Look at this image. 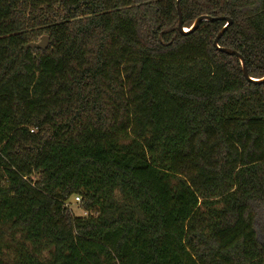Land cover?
<instances>
[{
  "label": "trees",
  "instance_id": "obj_1",
  "mask_svg": "<svg viewBox=\"0 0 264 264\" xmlns=\"http://www.w3.org/2000/svg\"><path fill=\"white\" fill-rule=\"evenodd\" d=\"M177 2L0 0V264H264V0Z\"/></svg>",
  "mask_w": 264,
  "mask_h": 264
},
{
  "label": "water",
  "instance_id": "obj_2",
  "mask_svg": "<svg viewBox=\"0 0 264 264\" xmlns=\"http://www.w3.org/2000/svg\"><path fill=\"white\" fill-rule=\"evenodd\" d=\"M179 3H180V0H178V2H177V10H178V14H179V27L178 28H179V31L180 32L186 33L185 32V29L182 26L183 15H182V10L180 8V4ZM222 19H224V18H222ZM212 20H216V19H212L210 17H200V18H198L195 21V23L193 24V26L191 28V31L196 30L202 22H207V21H212ZM225 20L227 22V25L221 31V33L218 35V37L216 38V40L214 42L215 47L218 48L220 51L228 54V55L236 56L240 60V63L242 65V69H243L244 76L249 81H252V82H255V83H263L264 82V78L261 79V80H259V81H257V80L251 79L249 77L248 70H247V67H246V62H245L244 58L238 52L233 51V50H230V49H224V48H220L219 47L218 44H219V41H220L221 37L227 31V29L229 28V26L232 23V21L229 20V19H225ZM49 42H50L49 37L44 36L39 43L30 44V45L26 46L25 49L28 50L29 48H31V49L46 50L48 48V46H49Z\"/></svg>",
  "mask_w": 264,
  "mask_h": 264
},
{
  "label": "rangeland",
  "instance_id": "obj_3",
  "mask_svg": "<svg viewBox=\"0 0 264 264\" xmlns=\"http://www.w3.org/2000/svg\"><path fill=\"white\" fill-rule=\"evenodd\" d=\"M41 39H39L38 43L41 41ZM69 208L75 216H78V217L84 216V212L80 209V203H75L74 200H71V204L69 205ZM263 224H264V221L262 220V218H260L258 221V226H257L258 230H261Z\"/></svg>",
  "mask_w": 264,
  "mask_h": 264
},
{
  "label": "built area",
  "instance_id": "obj_4",
  "mask_svg": "<svg viewBox=\"0 0 264 264\" xmlns=\"http://www.w3.org/2000/svg\"><path fill=\"white\" fill-rule=\"evenodd\" d=\"M75 201H76V203H80L81 202V199L79 197H76L75 198ZM84 216H86V214H84Z\"/></svg>",
  "mask_w": 264,
  "mask_h": 264
},
{
  "label": "bare ground",
  "instance_id": "obj_5",
  "mask_svg": "<svg viewBox=\"0 0 264 264\" xmlns=\"http://www.w3.org/2000/svg\"><path fill=\"white\" fill-rule=\"evenodd\" d=\"M185 32H187V30H185Z\"/></svg>",
  "mask_w": 264,
  "mask_h": 264
}]
</instances>
